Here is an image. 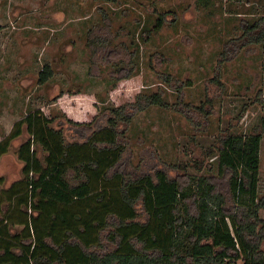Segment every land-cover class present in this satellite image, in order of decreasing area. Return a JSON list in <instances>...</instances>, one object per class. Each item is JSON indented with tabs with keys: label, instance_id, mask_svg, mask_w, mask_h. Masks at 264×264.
<instances>
[{
	"label": "rangeland",
	"instance_id": "rangeland-1",
	"mask_svg": "<svg viewBox=\"0 0 264 264\" xmlns=\"http://www.w3.org/2000/svg\"><path fill=\"white\" fill-rule=\"evenodd\" d=\"M263 17L264 0H0V141L37 109L71 141L125 108L118 172L133 180L162 170L182 185L205 176L231 204L217 169L220 139L259 133L264 200ZM45 66L51 76L40 83ZM142 94L164 105L136 109ZM96 114L89 127L72 123ZM16 147L0 161L6 186L21 176ZM258 215L264 221V207ZM114 247L103 239L94 250Z\"/></svg>",
	"mask_w": 264,
	"mask_h": 264
},
{
	"label": "trees",
	"instance_id": "trees-1",
	"mask_svg": "<svg viewBox=\"0 0 264 264\" xmlns=\"http://www.w3.org/2000/svg\"><path fill=\"white\" fill-rule=\"evenodd\" d=\"M257 39L264 49L263 24ZM50 76L45 66L38 80ZM135 102L136 109L164 105L156 94ZM110 112L103 127L68 141L62 124L54 126L55 118L37 109L0 141V161L15 144L21 163V176L9 185L0 175V264H264L259 133L220 139L217 169L228 178L227 204L205 176L182 185L162 170L133 180L118 172L125 150L121 124L131 113ZM96 119L72 123L83 128ZM103 239L115 247L99 254L94 248Z\"/></svg>",
	"mask_w": 264,
	"mask_h": 264
},
{
	"label": "built area",
	"instance_id": "built-area-1",
	"mask_svg": "<svg viewBox=\"0 0 264 264\" xmlns=\"http://www.w3.org/2000/svg\"><path fill=\"white\" fill-rule=\"evenodd\" d=\"M231 264H235V263H231Z\"/></svg>",
	"mask_w": 264,
	"mask_h": 264
}]
</instances>
